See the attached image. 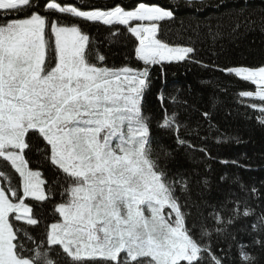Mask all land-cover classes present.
I'll list each match as a JSON object with an SVG mask.
<instances>
[{"label": "snow or ice", "instance_id": "snow-or-ice-1", "mask_svg": "<svg viewBox=\"0 0 264 264\" xmlns=\"http://www.w3.org/2000/svg\"><path fill=\"white\" fill-rule=\"evenodd\" d=\"M89 25L105 26L110 44L131 39L137 66H109ZM256 31L264 34V0H0V264H236L233 247L242 264H261L264 187L224 172L223 198L212 202V182L178 166L181 156L215 159L209 139L241 143L213 123L215 99L200 111L179 89L160 90L155 127L144 104L157 66L196 64L249 85L239 103L264 126V64L205 63L193 46L195 38L223 51ZM181 112L203 123L190 127Z\"/></svg>", "mask_w": 264, "mask_h": 264}, {"label": "trees", "instance_id": "trees-1", "mask_svg": "<svg viewBox=\"0 0 264 264\" xmlns=\"http://www.w3.org/2000/svg\"><path fill=\"white\" fill-rule=\"evenodd\" d=\"M72 3H77V0H70ZM95 3L98 5H113L121 3L127 7H132L136 0H80V3ZM161 5H167L169 0H153ZM259 4L260 0H254ZM39 3L43 5L44 0H39ZM187 9L182 10L178 15L185 16ZM211 11V9H209ZM173 29L179 31V21L171 25ZM94 41L97 42L98 51L106 56L109 66H122L124 64H130L137 66L138 62L133 59L132 55V40L120 39L118 43H111L113 37L109 34L108 30L103 25H89L86 29ZM190 34V33H189ZM169 43H175L179 45H188L187 39H176L175 34H169L166 37ZM226 47L223 51L219 46L210 48L208 42H200L193 38V46L198 51L196 52V58L204 61L205 63H216L221 67L245 65V66H259L264 64V34L259 31L249 33L243 39L236 43L224 42ZM215 52V55L213 54ZM210 81V83H207ZM221 88H225L226 91H221ZM179 89V97L181 99L188 100L189 103H195L196 107L200 111H204L211 107L213 99L216 101V107L213 110L214 117L213 123H215L220 132L226 133L229 136H238L241 143L229 142L228 144H216L214 139H209L207 147L213 160L205 161L204 163L210 165V170L204 167V163L197 164L195 160L181 156L179 158V167L182 170L191 171L196 168L200 172L201 176L198 178L206 177L212 182V195L211 200L215 202L216 199H222L223 197L217 192V180L218 177L228 172L230 175H238L246 185H255L257 188L264 187V126H261L253 118L250 119L245 113L248 111L239 101L240 98L237 93L240 90H250L249 85H245L237 81L233 77H229L221 74L217 71H211L202 68L196 64H171L166 65L161 72V69L157 66L152 73V85L148 94L145 96V111L150 112L153 116V125L155 127V121L159 120L163 115L160 103L157 99V94L160 90H163L166 96L169 94H176V90ZM248 101L245 100V103ZM171 113L172 106L166 105ZM181 119L189 123L190 127H196V121L200 120L198 114L193 113L191 117L181 112ZM203 123L202 120H200ZM164 136V133H160ZM217 134L214 132L212 136ZM194 144H199L200 141L194 137H188ZM163 143L166 145H172V140L165 138ZM197 159H202L201 153L193 154ZM227 159L238 160L241 164H247L249 168H237L235 166L223 165L220 160ZM40 160V156L34 150L32 154V166L35 168L37 162ZM45 176L49 179L52 178V173L46 167L42 169ZM233 190L236 187L233 186ZM50 211V209H47ZM35 236L39 237L43 232V224L32 229ZM246 241L248 237H243ZM221 247H224L221 245ZM252 251V249H249ZM264 256V253H261ZM235 261L236 264H242L238 260V252L235 247L231 249L229 257ZM261 264H264V260H261Z\"/></svg>", "mask_w": 264, "mask_h": 264}]
</instances>
